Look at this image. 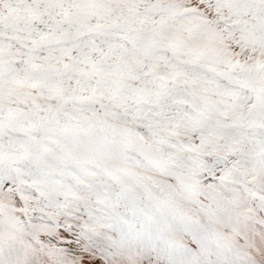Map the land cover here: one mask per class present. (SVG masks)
I'll list each match as a JSON object with an SVG mask.
<instances>
[{
    "label": "snow or ice",
    "instance_id": "obj_1",
    "mask_svg": "<svg viewBox=\"0 0 264 264\" xmlns=\"http://www.w3.org/2000/svg\"><path fill=\"white\" fill-rule=\"evenodd\" d=\"M0 264H264V0H0Z\"/></svg>",
    "mask_w": 264,
    "mask_h": 264
}]
</instances>
